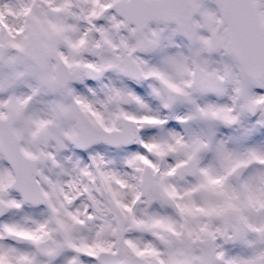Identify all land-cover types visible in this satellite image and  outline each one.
Listing matches in <instances>:
<instances>
[{
	"label": "snow or ice",
	"instance_id": "6c2138e0",
	"mask_svg": "<svg viewBox=\"0 0 264 264\" xmlns=\"http://www.w3.org/2000/svg\"><path fill=\"white\" fill-rule=\"evenodd\" d=\"M0 264H264V0H0Z\"/></svg>",
	"mask_w": 264,
	"mask_h": 264
}]
</instances>
